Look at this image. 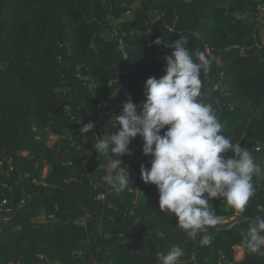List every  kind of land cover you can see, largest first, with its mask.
I'll return each instance as SVG.
<instances>
[{"label":"trees","instance_id":"trees-1","mask_svg":"<svg viewBox=\"0 0 264 264\" xmlns=\"http://www.w3.org/2000/svg\"><path fill=\"white\" fill-rule=\"evenodd\" d=\"M261 8L264 0H0V264H159L157 253L173 246L184 252L179 264H264L242 245L249 225L264 219ZM131 12V21L111 22ZM180 37L212 58L198 101L213 106L222 134L260 168L240 213L210 201L222 221L208 227V245L160 211L156 186L140 178L151 160L142 138L121 157L135 175L133 190L119 194L93 149L98 136L118 131L110 120L127 97L142 105L146 80L165 74L172 49L154 41ZM88 122L95 127L82 138ZM234 217L231 228L221 226ZM236 247L245 250L241 262Z\"/></svg>","mask_w":264,"mask_h":264},{"label":"clouds","instance_id":"clouds-1","mask_svg":"<svg viewBox=\"0 0 264 264\" xmlns=\"http://www.w3.org/2000/svg\"><path fill=\"white\" fill-rule=\"evenodd\" d=\"M187 43L181 37L170 44L161 38L154 41L156 46L172 49L171 55L164 57L165 74L146 80L142 105L127 97L120 114L110 120L114 129L119 126L118 131L98 136L93 149L108 162L103 180L119 194L133 190L121 157L132 156L131 142L142 138V154L151 160L150 168L140 166V178L156 186L160 211L174 215L177 226L189 237L203 233L200 242L208 245L212 240L208 227L222 221L210 201L221 198L243 211L254 195L252 178L260 168L247 148L222 134L224 126L213 106L198 101L201 73L210 71L212 58L190 52ZM94 127L93 122L82 123L80 136ZM242 245L251 253L264 255V219L249 225ZM183 255L179 246H173L166 254L157 253V259L159 264H179Z\"/></svg>","mask_w":264,"mask_h":264},{"label":"rangeland","instance_id":"rangeland-1","mask_svg":"<svg viewBox=\"0 0 264 264\" xmlns=\"http://www.w3.org/2000/svg\"><path fill=\"white\" fill-rule=\"evenodd\" d=\"M133 17H134V12H131V13H128L125 16H123L121 20H119V21L111 20V22L114 25H119L120 22H123V21H131L133 19ZM155 19H156V17H154V15H153L150 21L153 22V21H155ZM258 21H259V23H260L261 26H264V8H262V9L259 10V13H258ZM55 140H56L55 137H51L50 143H53ZM48 172H49V170L46 169L42 177L45 178L48 175ZM262 179H263V176L262 175H259V180H262ZM237 211H238V213L241 212V210H238V209H237ZM236 223H237V218L234 217V218L230 219L227 222H223L221 224V226L224 227V228H226V229H229L233 225H235ZM244 258H245V250H243V249H236L235 250V262H240V261L244 260Z\"/></svg>","mask_w":264,"mask_h":264},{"label":"built area","instance_id":"built-area-1","mask_svg":"<svg viewBox=\"0 0 264 264\" xmlns=\"http://www.w3.org/2000/svg\"><path fill=\"white\" fill-rule=\"evenodd\" d=\"M261 9H262V8H261ZM129 173H130V179H132V178L134 177V175H135L134 170H131Z\"/></svg>","mask_w":264,"mask_h":264},{"label":"crops","instance_id":"crops-1","mask_svg":"<svg viewBox=\"0 0 264 264\" xmlns=\"http://www.w3.org/2000/svg\"><path fill=\"white\" fill-rule=\"evenodd\" d=\"M236 249H243V248H241V247H236L235 250H236ZM243 250H244V249H243ZM242 261H243V260H242ZM240 262H241V261H240Z\"/></svg>","mask_w":264,"mask_h":264},{"label":"water","instance_id":"water-1","mask_svg":"<svg viewBox=\"0 0 264 264\" xmlns=\"http://www.w3.org/2000/svg\"><path fill=\"white\" fill-rule=\"evenodd\" d=\"M148 214H149V213H148ZM148 214H146V215L141 219V221H142V220H143ZM141 221H140V222H141ZM140 222H139V223H140ZM139 223H138V224H139Z\"/></svg>","mask_w":264,"mask_h":264}]
</instances>
